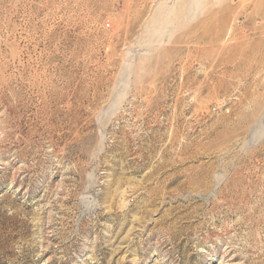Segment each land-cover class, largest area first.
Listing matches in <instances>:
<instances>
[{"label":"rangeland","instance_id":"obj_1","mask_svg":"<svg viewBox=\"0 0 264 264\" xmlns=\"http://www.w3.org/2000/svg\"><path fill=\"white\" fill-rule=\"evenodd\" d=\"M228 261L264 264V0H0V264Z\"/></svg>","mask_w":264,"mask_h":264},{"label":"bare ground","instance_id":"obj_2","mask_svg":"<svg viewBox=\"0 0 264 264\" xmlns=\"http://www.w3.org/2000/svg\"><path fill=\"white\" fill-rule=\"evenodd\" d=\"M226 264H233V262L232 261H228Z\"/></svg>","mask_w":264,"mask_h":264},{"label":"built area","instance_id":"obj_3","mask_svg":"<svg viewBox=\"0 0 264 264\" xmlns=\"http://www.w3.org/2000/svg\"><path fill=\"white\" fill-rule=\"evenodd\" d=\"M106 26H109V24H107Z\"/></svg>","mask_w":264,"mask_h":264}]
</instances>
